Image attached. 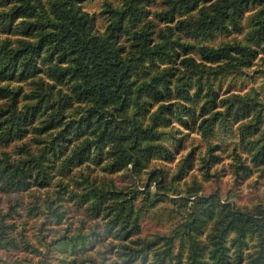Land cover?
I'll list each match as a JSON object with an SVG mask.
<instances>
[{"label":"trees","instance_id":"1","mask_svg":"<svg viewBox=\"0 0 264 264\" xmlns=\"http://www.w3.org/2000/svg\"><path fill=\"white\" fill-rule=\"evenodd\" d=\"M262 179L264 0H0L12 264H264Z\"/></svg>","mask_w":264,"mask_h":264},{"label":"rangeland","instance_id":"2","mask_svg":"<svg viewBox=\"0 0 264 264\" xmlns=\"http://www.w3.org/2000/svg\"><path fill=\"white\" fill-rule=\"evenodd\" d=\"M95 5H92L90 8H93ZM260 78H258L257 81H259ZM255 179V178H253ZM261 181V184L257 188H250L247 186V184L243 185L240 189L239 194L237 195V201H239L242 204H252L253 202L261 201L262 204H264V179L259 180ZM228 180L223 179L222 183L220 185L221 190H226L229 187ZM158 227H156L153 223H146L145 226V232L154 231ZM15 257V256H14ZM13 257V258H14ZM0 258L3 261H6L7 264H12L13 258L10 255H6L3 252H0ZM30 262L28 260H23L21 264H41L39 263L37 258H30ZM0 264H5L3 262H0Z\"/></svg>","mask_w":264,"mask_h":264}]
</instances>
